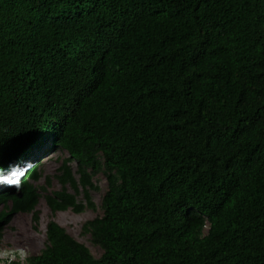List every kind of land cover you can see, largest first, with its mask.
I'll return each instance as SVG.
<instances>
[{"label": "trees", "instance_id": "obj_1", "mask_svg": "<svg viewBox=\"0 0 264 264\" xmlns=\"http://www.w3.org/2000/svg\"><path fill=\"white\" fill-rule=\"evenodd\" d=\"M58 1L0 0V133L70 155L52 214L104 176L102 254L50 220L26 264H264V0Z\"/></svg>", "mask_w": 264, "mask_h": 264}, {"label": "clouds", "instance_id": "obj_2", "mask_svg": "<svg viewBox=\"0 0 264 264\" xmlns=\"http://www.w3.org/2000/svg\"><path fill=\"white\" fill-rule=\"evenodd\" d=\"M49 4L54 7H62V4L58 0H50ZM82 17L83 15H80L76 19L78 20V19H81ZM52 137L53 136L51 135V132H46V133L41 132L39 134H35L34 138L29 139V140L20 137L18 134H14L10 138H6L3 134L0 133V212L4 211L8 214H11L12 219L15 215L21 213L22 211L17 210L13 212V210L16 207L20 208L27 204L26 199H27L28 191L25 187L26 183L31 181V178L35 173H41L40 172L41 168L50 159H53V156L55 154H57L58 152L67 153L66 151L55 149L56 146L52 140ZM60 158L62 159V157ZM76 169H75V172L73 171V174L77 178L78 175H76L77 174ZM41 176H42V173H41ZM40 180H41V177L38 181L32 182L33 186L36 188L35 193L39 194L40 196L37 205L34 207L33 210L29 212H22V213H31L33 221H34L35 215L39 216L40 214L38 206L41 202V199H43V201L48 206L45 200V197L51 196L53 195L54 192H58L62 189V185L59 183L58 180L57 181L60 185V190L52 189V191L50 189L51 183L50 185H48L45 181L46 186L40 185L41 184ZM69 188H71L74 193L70 192ZM66 190L68 193L76 197V201L78 203L86 204V201L84 200V196H83V190L81 189V187H79L78 193H76V191L70 185H66ZM92 192H95V191H91V193ZM78 196H81L82 200H78ZM48 209L52 215L51 220L57 223L59 226L61 225L54 220V217L56 216L57 213H65V212L71 211L74 214H80L85 210L84 209L80 213H75L71 208H69L68 210L57 211L54 214H52L49 206H48ZM87 210H91V209H87ZM10 222L6 224L5 227L8 226ZM209 231H210V224L206 220L202 230L200 231V237L205 238L208 235ZM46 232H47V224H46ZM46 237H47V234H46ZM2 238H3V233H2ZM34 256H37V255H34ZM27 259L20 262L19 257H17V260L16 259L10 260L8 258L0 257V264H15V263L16 264H26Z\"/></svg>", "mask_w": 264, "mask_h": 264}, {"label": "rangeland", "instance_id": "obj_3", "mask_svg": "<svg viewBox=\"0 0 264 264\" xmlns=\"http://www.w3.org/2000/svg\"><path fill=\"white\" fill-rule=\"evenodd\" d=\"M60 157L65 158L69 157V155L65 152H58L40 170L42 173L40 185L46 186V177H50L51 191L52 189L60 190V185L56 179L58 175L57 169L61 163ZM72 168L75 172L77 168L75 163H72ZM94 184L100 188L99 191L91 193L93 201L96 204V210L85 209L80 214H74L71 211L57 213L54 220L64 228L68 235L89 249L95 258H99L102 254L101 249L93 245L90 233L85 232L83 228L87 222L103 215L101 203L107 186L104 176L101 174L95 176ZM69 190L74 193L71 188ZM78 200H82V197L78 196ZM38 209L40 211L38 222L35 223L33 221L31 213L21 212L15 215L10 224L4 228L3 238L0 241V257L10 260H17V257H19V261L21 262L30 256L40 254L44 249L47 241L46 224L52 219V215L43 199H41ZM27 241L28 243L26 244Z\"/></svg>", "mask_w": 264, "mask_h": 264}, {"label": "bare ground", "instance_id": "obj_4", "mask_svg": "<svg viewBox=\"0 0 264 264\" xmlns=\"http://www.w3.org/2000/svg\"><path fill=\"white\" fill-rule=\"evenodd\" d=\"M20 239H21V238H20ZM20 239H19V240H20ZM17 240H18V239H17ZM27 240H28V239H27ZM24 243H25V242H24ZM24 243H23V244H24ZM27 243H28V241L26 242V244H27ZM35 245H36V244H35ZM16 249H17V248H16ZM20 249H21V248H20Z\"/></svg>", "mask_w": 264, "mask_h": 264}]
</instances>
